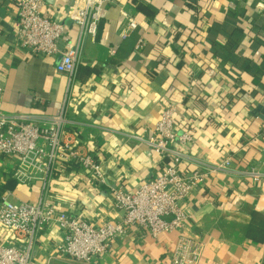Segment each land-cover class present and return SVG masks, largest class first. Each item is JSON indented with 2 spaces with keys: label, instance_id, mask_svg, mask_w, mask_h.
Masks as SVG:
<instances>
[{
  "label": "crops",
  "instance_id": "0c3cea01",
  "mask_svg": "<svg viewBox=\"0 0 264 264\" xmlns=\"http://www.w3.org/2000/svg\"><path fill=\"white\" fill-rule=\"evenodd\" d=\"M19 1L0 0L1 110L40 118L63 113L108 179L101 185L59 162L48 199L91 225L121 223L124 213L114 207L110 188L136 191L175 166L172 157L133 138H150L163 111L175 105V133L191 135L188 143L170 145L182 155L181 174L214 168L229 155L235 162V171L212 174L182 203L187 232L203 242L199 264H263L264 244L248 237V211L264 214V187L246 171L264 173V0H122L105 7L97 39L84 42L71 82L57 72L58 57H32L15 48ZM44 2L42 13L65 26L72 46L78 38L69 18L73 1ZM125 9L145 31L123 38ZM141 39L144 46L136 51ZM36 96L44 102L36 104ZM19 167L17 157L0 154V200L36 201L42 194L41 175L21 183ZM178 238V232L154 238L130 228L106 254L83 263L59 256L63 233L55 226L42 234L34 262L172 264Z\"/></svg>",
  "mask_w": 264,
  "mask_h": 264
},
{
  "label": "built area",
  "instance_id": "2783aa9c",
  "mask_svg": "<svg viewBox=\"0 0 264 264\" xmlns=\"http://www.w3.org/2000/svg\"><path fill=\"white\" fill-rule=\"evenodd\" d=\"M72 1L69 18L78 29V38L72 46H69L65 26L42 13L44 0L18 2L15 43L16 49L32 57H58L56 70L68 76L70 82L76 76L84 42L87 39L95 42L97 39L103 9L119 6L122 0ZM125 13L123 38L146 30L144 23L126 9ZM143 46L141 39L136 51ZM34 101L36 104L44 102L39 96ZM176 113L177 107L171 105L161 114L150 138L133 137L162 156L172 157L175 166L167 168L163 174L133 192L118 186L111 187L114 207L124 213V219L121 223L105 222L95 226L60 211L48 199L46 189L59 162L76 166L78 171L94 177L101 185H108L103 163L97 162L81 147L78 135L68 129L63 113L51 118L6 115L1 110L0 99V154L19 159L17 177L21 183L30 184L40 175L43 182V192L36 201L14 203L9 196L0 200V264H35L34 253L42 234L55 226L63 233L58 253L65 259L91 263L95 257L106 254L112 242L125 235L128 229L138 228L154 238L163 233L178 232L172 264H199L203 242L200 236L187 232L188 217L182 203L212 174L218 171L232 173L235 162L234 156L229 155L214 168L181 174L177 166L182 155L173 151L170 145L177 139L188 143L191 135L185 133L179 136L175 133ZM246 175L255 185L264 187V173L248 169ZM166 216H172V220H164Z\"/></svg>",
  "mask_w": 264,
  "mask_h": 264
},
{
  "label": "trees",
  "instance_id": "16d2710c",
  "mask_svg": "<svg viewBox=\"0 0 264 264\" xmlns=\"http://www.w3.org/2000/svg\"><path fill=\"white\" fill-rule=\"evenodd\" d=\"M78 69L80 70V68ZM78 69L76 74L78 73ZM248 212L252 219L248 237L254 242L264 244V214L257 212L253 207Z\"/></svg>",
  "mask_w": 264,
  "mask_h": 264
}]
</instances>
